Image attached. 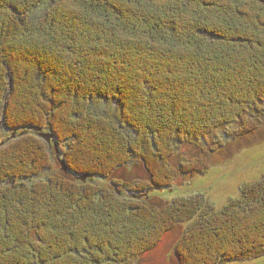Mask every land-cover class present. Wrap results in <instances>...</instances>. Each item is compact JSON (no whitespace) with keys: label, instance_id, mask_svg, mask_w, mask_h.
I'll return each instance as SVG.
<instances>
[{"label":"trees","instance_id":"1","mask_svg":"<svg viewBox=\"0 0 264 264\" xmlns=\"http://www.w3.org/2000/svg\"><path fill=\"white\" fill-rule=\"evenodd\" d=\"M42 2L0 0V142L22 133L0 144V264H136L204 211L158 208L150 193L207 171L218 132L245 139L264 124V0H59L34 21ZM97 101L119 110L98 115ZM43 133L63 174L32 183L52 167ZM209 139L206 157L171 164ZM132 160L148 178L113 180ZM201 219L178 264L264 258V178Z\"/></svg>","mask_w":264,"mask_h":264},{"label":"rangeland","instance_id":"2","mask_svg":"<svg viewBox=\"0 0 264 264\" xmlns=\"http://www.w3.org/2000/svg\"><path fill=\"white\" fill-rule=\"evenodd\" d=\"M58 1L59 0H44V2L31 11V19L34 21H43L47 13L51 11ZM84 7L86 8L88 6L85 5ZM145 38L147 37H144V39ZM91 110L98 115H102L110 110L114 111L115 114L119 109L114 105H108L102 101H97L91 104ZM262 115L263 113L258 114L257 117ZM252 121L255 122L253 126L255 125L257 127L253 133L245 139L236 138V133L233 135L234 139H231L232 136L231 138L226 137L225 132H218L219 136H217L216 139H218V137H221V139L223 138V142L225 143L223 144L225 146L219 150V152L210 156L208 162L209 168L207 171H204L202 175L185 176L178 179L171 188H165L150 193L151 199L149 198L148 202L155 207L172 206L173 202L179 200L187 201V207L190 208L193 205L194 207L198 205V208L200 204L201 208H204V211L186 225L181 224L164 234L155 248L143 254L137 260L136 264H178L175 258V248L183 232L188 227L192 226L193 223L203 221L201 218L210 216L213 211H220L225 206L233 203V201L238 200L241 188L244 185L259 182L264 178V124L260 126L256 124L254 119H252ZM227 128H229V130L226 131L228 132L227 136L229 134H234L235 130H237V128L233 126ZM19 135L21 136L22 133L5 132L0 144H4L5 147L14 143V141L20 137ZM44 136H46V133L41 135L40 141L46 145L48 149L46 137ZM213 140L209 139V141L207 140L206 142L198 141L194 146L186 144L179 146L175 158L171 160V164L176 165L175 162H179L181 158L186 161L192 158L206 157L208 155V150L212 148L211 141ZM48 151L52 155L51 170L44 171V173H42L39 178L34 179L32 183L42 180L45 181L53 175L63 174L61 164L56 157L57 154L55 155L52 149H48ZM154 154L155 152L148 148L147 159H149V163H151V169H156V167L158 168L161 166V161L155 157ZM58 156L60 155L58 154ZM68 177L71 178L70 176ZM147 178L148 176L142 164L137 160H132L128 165L116 171V175L112 179L117 182H131ZM88 184L107 186L113 191V183L109 180H103L101 177L93 179L91 182H88ZM120 194H122L124 198H132L124 191ZM230 264H264V258L251 262Z\"/></svg>","mask_w":264,"mask_h":264},{"label":"water","instance_id":"3","mask_svg":"<svg viewBox=\"0 0 264 264\" xmlns=\"http://www.w3.org/2000/svg\"><path fill=\"white\" fill-rule=\"evenodd\" d=\"M46 140H47V141H49V139H48V138H46Z\"/></svg>","mask_w":264,"mask_h":264}]
</instances>
